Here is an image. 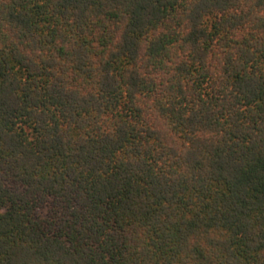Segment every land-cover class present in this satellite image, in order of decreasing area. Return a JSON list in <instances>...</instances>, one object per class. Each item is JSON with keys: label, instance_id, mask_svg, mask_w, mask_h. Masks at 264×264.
<instances>
[{"label": "trees", "instance_id": "trees-1", "mask_svg": "<svg viewBox=\"0 0 264 264\" xmlns=\"http://www.w3.org/2000/svg\"><path fill=\"white\" fill-rule=\"evenodd\" d=\"M0 264H264V0H0Z\"/></svg>", "mask_w": 264, "mask_h": 264}]
</instances>
